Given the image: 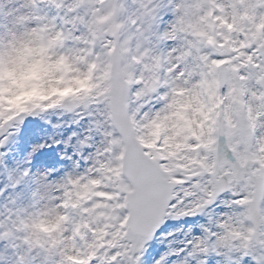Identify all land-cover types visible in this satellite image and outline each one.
Segmentation results:
<instances>
[{
  "label": "snow or ice",
  "instance_id": "snow-or-ice-1",
  "mask_svg": "<svg viewBox=\"0 0 264 264\" xmlns=\"http://www.w3.org/2000/svg\"><path fill=\"white\" fill-rule=\"evenodd\" d=\"M44 5L64 11L63 27ZM0 15V63L17 39L38 38L90 84L7 124L0 106V163L13 139L29 155L60 143L30 127L41 114L97 110L78 141L81 154L94 147L85 170L40 174L30 202L0 214L13 264H207L211 253L264 264V0H23L0 2ZM218 202L234 211L175 247Z\"/></svg>",
  "mask_w": 264,
  "mask_h": 264
},
{
  "label": "rangeland",
  "instance_id": "rangeland-1",
  "mask_svg": "<svg viewBox=\"0 0 264 264\" xmlns=\"http://www.w3.org/2000/svg\"><path fill=\"white\" fill-rule=\"evenodd\" d=\"M5 4L6 10L17 8L23 2V0H0ZM70 2V0H68ZM41 14L47 15L49 19L55 17L59 27H63V21L59 19L64 14L63 10H57L54 6L44 5L41 9ZM172 19L171 12H167L164 15V21L167 23ZM8 21L0 15V25L7 23ZM79 31L77 35L83 34V26H78ZM2 31V28H0ZM70 46H74L73 42H69ZM93 113L88 115V113ZM96 108H90L83 110L79 115L75 113H67L56 109L55 111L41 114L36 118L37 123L35 125L30 123L31 126L42 127L45 129L47 135L45 139L48 142L59 140L57 145L53 143V148L50 151H43L37 155H29L30 148L27 145L17 146L18 141L13 139L9 145L8 154L3 163H0V214L7 215L9 208H15L20 205H27L29 201V193L35 185L32 183L33 178L39 176L42 173H50L51 179L60 180L66 177L68 174H78L83 172L89 165L87 159L88 155L94 151L93 148H88L81 152L78 151V141L86 134V129L89 127L92 120L96 118ZM57 125L59 127H57ZM75 132L76 135L72 136ZM71 137L69 140L68 138ZM101 136L97 135L96 145H99ZM24 169H30L31 176L26 178L25 182L19 187H13L14 179ZM12 177V179H10ZM22 194V195H21ZM15 200L16 204L12 201ZM212 220H209L207 214L200 215L198 217L188 218L189 221H194V231L185 237L183 233L179 234L176 239L175 247H185V239H193L197 236H203V230L199 227L200 224H206L211 226L214 221L223 218L226 214L232 213L234 210L223 203H217L209 210ZM0 254L4 256L0 259V264H13L14 256L10 249L6 248L5 242H0ZM200 257L196 259L189 258V264H197ZM183 259V257H181ZM207 264H234V261L228 260L223 255H216L211 253L206 257ZM177 264H180L177 261ZM245 264H253L250 258H248Z\"/></svg>",
  "mask_w": 264,
  "mask_h": 264
},
{
  "label": "clouds",
  "instance_id": "clouds-1",
  "mask_svg": "<svg viewBox=\"0 0 264 264\" xmlns=\"http://www.w3.org/2000/svg\"><path fill=\"white\" fill-rule=\"evenodd\" d=\"M64 62L52 59L38 38L17 39L0 63V106L4 123L24 115L35 104L63 102L74 92L90 87L89 80L69 79Z\"/></svg>",
  "mask_w": 264,
  "mask_h": 264
}]
</instances>
